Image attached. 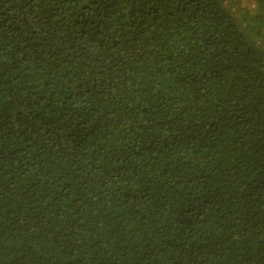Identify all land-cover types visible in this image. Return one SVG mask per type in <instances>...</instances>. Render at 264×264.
Wrapping results in <instances>:
<instances>
[{
  "label": "trees",
  "instance_id": "1",
  "mask_svg": "<svg viewBox=\"0 0 264 264\" xmlns=\"http://www.w3.org/2000/svg\"><path fill=\"white\" fill-rule=\"evenodd\" d=\"M231 4L0 0V264H264V0Z\"/></svg>",
  "mask_w": 264,
  "mask_h": 264
},
{
  "label": "rangeland",
  "instance_id": "2",
  "mask_svg": "<svg viewBox=\"0 0 264 264\" xmlns=\"http://www.w3.org/2000/svg\"><path fill=\"white\" fill-rule=\"evenodd\" d=\"M231 1H232V0H225L227 6H229V7L232 8L234 5L232 6ZM232 10H233V9H232Z\"/></svg>",
  "mask_w": 264,
  "mask_h": 264
}]
</instances>
